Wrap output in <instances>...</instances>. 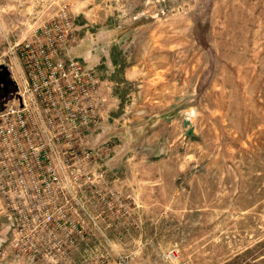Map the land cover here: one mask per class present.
Returning a JSON list of instances; mask_svg holds the SVG:
<instances>
[{
  "label": "rangeland",
  "instance_id": "obj_1",
  "mask_svg": "<svg viewBox=\"0 0 264 264\" xmlns=\"http://www.w3.org/2000/svg\"><path fill=\"white\" fill-rule=\"evenodd\" d=\"M0 264H264V0H0Z\"/></svg>",
  "mask_w": 264,
  "mask_h": 264
},
{
  "label": "water",
  "instance_id": "obj_2",
  "mask_svg": "<svg viewBox=\"0 0 264 264\" xmlns=\"http://www.w3.org/2000/svg\"><path fill=\"white\" fill-rule=\"evenodd\" d=\"M9 71L4 66H0V90H5L8 86Z\"/></svg>",
  "mask_w": 264,
  "mask_h": 264
}]
</instances>
